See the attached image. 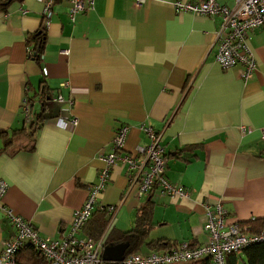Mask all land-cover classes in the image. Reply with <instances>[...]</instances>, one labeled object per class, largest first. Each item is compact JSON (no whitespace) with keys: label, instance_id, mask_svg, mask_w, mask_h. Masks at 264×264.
<instances>
[{"label":"crops","instance_id":"crops-1","mask_svg":"<svg viewBox=\"0 0 264 264\" xmlns=\"http://www.w3.org/2000/svg\"><path fill=\"white\" fill-rule=\"evenodd\" d=\"M0 1L7 2L0 12L3 203L41 237L66 235L122 125L128 154L149 143L142 126L160 134L167 179L189 194L180 199L153 190L137 198L128 193L126 168L118 162L109 169L98 204L118 206L110 230H130L138 210L149 209L136 253L205 243L206 203L220 202L227 222L247 232L264 221V31L247 35L255 69L244 80L241 66L223 69L214 61L220 17L175 12L176 2L194 0H95L73 21L69 1L55 0L47 25L38 0ZM39 30L45 37L37 64L28 41ZM25 99L32 103L28 118ZM99 218L106 216L97 209L78 237L97 238ZM11 234L0 210V252Z\"/></svg>","mask_w":264,"mask_h":264},{"label":"built area","instance_id":"built-area-1","mask_svg":"<svg viewBox=\"0 0 264 264\" xmlns=\"http://www.w3.org/2000/svg\"><path fill=\"white\" fill-rule=\"evenodd\" d=\"M38 1L42 5V19L46 24L55 0ZM68 1V18L73 21L77 14L91 9L95 0ZM132 1L140 5L147 0ZM174 9L177 13L189 12L205 17H220L222 26L215 41L214 61L223 69L241 66L243 79L249 77L255 69V63L247 46V35L254 29L264 31V0H234L233 7L220 5L217 0H194L186 3L176 2ZM43 75H46L45 71ZM61 100L60 96L56 98V101ZM21 109L28 118L29 107L26 100H23ZM76 124L77 119L74 118L71 125ZM56 126L64 128L65 123L57 120ZM141 130L147 135L149 143L143 148H138L134 154L124 152L128 127L122 125L115 130L111 152L101 158L104 168L100 172L98 183L87 189L85 201L73 212L69 229L61 239L41 237L35 227L4 206L7 184L0 180V210L12 229L10 239L3 243L0 264H17L16 254L23 246L33 247L46 264H101V254L107 246L106 239L118 206H99L98 198L106 185L109 169L118 162L126 168L128 193L134 191L137 198L153 190L171 198H188L189 194L183 187L172 184L167 179V157L160 144V134L147 126H142ZM261 134L264 137V130ZM97 209L105 214L106 227L97 238H79V233ZM203 209V232L207 239L205 243L199 246L180 243L168 250L125 254L121 262L110 264H184L205 258L212 264H225L228 254L238 252L250 243L264 241V232L257 236L251 235L242 225L227 222L226 212L220 202L212 205L206 203Z\"/></svg>","mask_w":264,"mask_h":264},{"label":"trees","instance_id":"trees-1","mask_svg":"<svg viewBox=\"0 0 264 264\" xmlns=\"http://www.w3.org/2000/svg\"><path fill=\"white\" fill-rule=\"evenodd\" d=\"M7 6V2L0 1V12L5 11V7ZM44 32L43 30L37 31L35 34L29 37V45L31 46L28 51L29 59H32L37 64L40 63L41 54L44 46ZM42 95H44L42 93ZM30 98V97H29ZM32 99V98H30ZM30 99H25L26 103L30 109L31 101ZM41 117V115L39 116ZM30 127V126H29ZM16 136V134L14 135ZM11 139H6L5 143H8ZM107 219L99 218L96 222L95 232H102L106 227ZM253 223V222H252ZM150 225L149 218V209L146 206L141 207L138 210L136 215V219L134 222V226L125 232L114 233L113 229L110 230V234L108 235L107 245H117L121 243H128L129 247L126 250V255L131 253H136L138 246H141L145 243L147 230ZM249 234L251 235H259L264 232V221H260L256 225L253 224L249 228ZM113 231V232H112ZM153 243L148 242L147 245L151 246ZM154 245V244H153ZM156 246V244H155ZM163 246V244L161 245ZM163 249L155 248L154 250L163 251L168 250L174 247V245L165 244ZM17 264H46L39 255V253L33 249L31 246H23L18 253L16 254ZM110 264V263H106ZM184 264H212L211 261L207 258L201 259L195 262H188ZM225 264H264V241L250 243L245 245L238 252H233L227 255L225 259Z\"/></svg>","mask_w":264,"mask_h":264},{"label":"water","instance_id":"water-1","mask_svg":"<svg viewBox=\"0 0 264 264\" xmlns=\"http://www.w3.org/2000/svg\"><path fill=\"white\" fill-rule=\"evenodd\" d=\"M129 244L121 243L117 245H107L104 247L101 254V261L103 263H119L122 261Z\"/></svg>","mask_w":264,"mask_h":264},{"label":"rangeland","instance_id":"rangeland-1","mask_svg":"<svg viewBox=\"0 0 264 264\" xmlns=\"http://www.w3.org/2000/svg\"><path fill=\"white\" fill-rule=\"evenodd\" d=\"M101 264H105V263H101Z\"/></svg>","mask_w":264,"mask_h":264}]
</instances>
